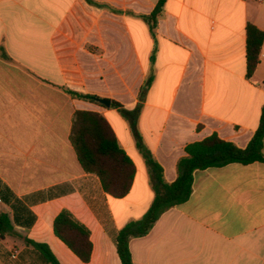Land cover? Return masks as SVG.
<instances>
[{"label":"crops","instance_id":"crops-1","mask_svg":"<svg viewBox=\"0 0 264 264\" xmlns=\"http://www.w3.org/2000/svg\"><path fill=\"white\" fill-rule=\"evenodd\" d=\"M91 1L0 0V213L17 232L0 237V264H51L22 237L59 264H84L55 235L63 209L91 232L89 264H122L118 233L144 216L154 191L113 101L141 106L139 132L168 182L187 145L217 134L245 148L260 124L264 43L249 78L246 29L264 32V0H167L154 33L141 15L159 0ZM77 111L102 114L133 160L125 197L81 166L71 142ZM130 250L134 264H264V164L197 170L190 198Z\"/></svg>","mask_w":264,"mask_h":264},{"label":"trees","instance_id":"trees-1","mask_svg":"<svg viewBox=\"0 0 264 264\" xmlns=\"http://www.w3.org/2000/svg\"><path fill=\"white\" fill-rule=\"evenodd\" d=\"M87 1L92 3L91 0ZM166 1L159 0L150 14L141 15L153 33L164 11ZM246 35L247 76L250 78L260 61L264 32L249 24ZM151 81V79L147 80L145 87L141 90V97ZM67 92L73 98L97 102V97L93 95L71 90ZM112 107L117 108L120 114L129 121L137 149L148 168L150 183L154 191V200L144 216L127 223L118 233L117 253L122 264H134L130 250V242L133 238L147 235L164 212L182 205L190 198L193 192L194 173L197 170L219 168L233 163L248 165L260 162L264 164V105L260 124L247 147L240 148L231 141L221 139L217 134L193 142L186 146L185 156L177 163L178 176L174 182H168L165 179L162 166L144 143L139 132L138 118L141 106L127 110L120 103L113 101ZM71 142L84 171L96 174L107 194L115 198H123L130 192L136 173L135 164L119 144L113 128L102 114L77 111L73 120ZM54 232L84 264H89L93 245L88 227L78 221L69 210L63 209L55 218ZM7 235L16 236L17 232L10 216L7 213H0V237L4 238ZM22 238L27 245L35 247L47 262L59 264L46 245L36 243L26 237Z\"/></svg>","mask_w":264,"mask_h":264},{"label":"water","instance_id":"water-1","mask_svg":"<svg viewBox=\"0 0 264 264\" xmlns=\"http://www.w3.org/2000/svg\"><path fill=\"white\" fill-rule=\"evenodd\" d=\"M98 102H100L101 104L109 107L111 105V101L106 100V99H97Z\"/></svg>","mask_w":264,"mask_h":264},{"label":"rangeland","instance_id":"rangeland-1","mask_svg":"<svg viewBox=\"0 0 264 264\" xmlns=\"http://www.w3.org/2000/svg\"><path fill=\"white\" fill-rule=\"evenodd\" d=\"M117 130H118L120 133H125V131H124V127H123V126H120V127L117 126Z\"/></svg>","mask_w":264,"mask_h":264}]
</instances>
